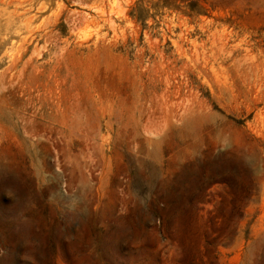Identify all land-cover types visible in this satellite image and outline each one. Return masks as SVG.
I'll return each mask as SVG.
<instances>
[{
  "label": "rangeland",
  "instance_id": "374dc122",
  "mask_svg": "<svg viewBox=\"0 0 264 264\" xmlns=\"http://www.w3.org/2000/svg\"><path fill=\"white\" fill-rule=\"evenodd\" d=\"M0 264H264V0H0Z\"/></svg>",
  "mask_w": 264,
  "mask_h": 264
}]
</instances>
